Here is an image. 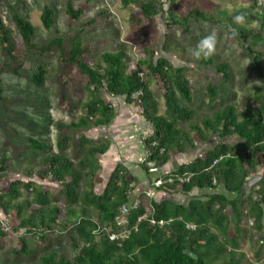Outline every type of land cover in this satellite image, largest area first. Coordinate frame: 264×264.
Wrapping results in <instances>:
<instances>
[{"label": "rangeland", "instance_id": "374dc122", "mask_svg": "<svg viewBox=\"0 0 264 264\" xmlns=\"http://www.w3.org/2000/svg\"><path fill=\"white\" fill-rule=\"evenodd\" d=\"M124 1L129 0H71L74 8L82 9V15L76 21H70L64 15L66 0H0V19L10 30L17 53L23 47L17 31L9 22L8 6H14L17 13L33 26L32 41L36 45H44L50 38L58 36L68 48L72 38L78 36L83 46L89 47V52L83 55L89 66L95 65L100 53L121 50L125 53L128 70L149 55L153 61L161 57L174 67L181 68L191 98L190 103L184 105L193 111V118L188 123H177L175 127L189 135L192 146L187 145L184 153L172 151L168 162L157 168V172L148 175L140 166L146 155L143 140L152 130L141 117L137 102L128 105L124 97H112L103 89L100 97L113 107L116 115L112 126L92 129L66 127L59 130V124L68 126L71 122H77L83 114L85 78L54 53L39 56L29 52L16 70V65L0 52V161L5 160V170L0 172V194H6L12 182H30L41 193L46 192L48 205L53 204L58 210L56 223L50 231L21 227V220L38 206L32 192L19 187V197L14 203L22 207L20 214L17 215L14 210L6 216L0 214L8 227L5 231L0 229L4 233L0 239V264H42L41 257L51 252L71 258L87 244L75 231L79 217L68 216V205L60 194V185L55 186L53 180L40 173L46 169L42 163L45 154L58 153L56 142L60 137L67 139V146L59 154L70 159L80 172L84 170L77 165L83 151L77 147L78 139L111 138L113 151L95 157L100 170L94 180L93 193L99 195L115 164L123 163L130 175L137 179L136 185L128 193L129 204L136 202L149 214L151 201H168L172 209L177 205L187 206L197 198L205 200L202 196L204 191L193 189L188 194L178 188L158 191L152 184L175 174L180 165L204 156L218 144L240 141L230 133L205 131L201 124L204 118H210L214 112L231 105L237 119L241 120L260 104L264 105V79L251 70L242 45L244 38L251 49L262 54L260 65L264 74V33L256 30L253 21L237 23L234 20L236 11L251 7L253 0H174L171 4L169 0H158V9L152 20L145 19L137 5ZM256 2L262 4L264 0ZM43 6L53 10L54 23L50 32L42 28L39 20ZM190 11L202 13L206 20L192 15L185 23H172L174 20L179 22ZM233 28L236 29L235 33ZM209 33H214L217 38L215 51L211 55L214 65L224 63L228 67L230 77L226 82L216 74L214 65L203 66L192 57L191 50ZM37 67L46 70L41 87L31 83ZM142 77L154 101L155 114L165 116L164 90L160 83L147 73ZM208 85L215 89L216 97L213 100L207 95ZM191 127H197L198 131L191 130ZM29 139L43 143L46 150L41 152L31 149ZM263 174L264 162L258 158L256 174L247 178L240 194L251 196L257 201L258 197L251 187L257 177ZM85 191L87 188L80 180L77 193L81 196ZM154 191L158 195L152 198L149 193ZM215 191L222 190L217 187ZM262 211L260 228H257L253 217L255 211L252 214L243 213L236 219L231 215L230 208H227L220 220L213 224L207 220L209 231L214 233L217 244L223 243L227 251L235 247L236 251L230 258L215 247L206 248V263L264 264L263 206ZM92 221L96 226L101 224L94 217ZM92 240L97 248L101 247L97 237ZM22 245L25 251H21Z\"/></svg>", "mask_w": 264, "mask_h": 264}, {"label": "trees", "instance_id": "16d2710c", "mask_svg": "<svg viewBox=\"0 0 264 264\" xmlns=\"http://www.w3.org/2000/svg\"><path fill=\"white\" fill-rule=\"evenodd\" d=\"M173 1L169 0L170 4ZM124 2L137 5L147 20H152L158 9V0ZM8 9L9 22L17 31L23 48L19 53L15 51L10 30L0 19V52L16 65V70L21 67L23 57L29 52L39 56L54 53L85 78L83 114L77 122H71L68 126L59 124V130L66 127L75 129L107 127L113 120L115 111L110 104L101 99L100 94L104 89L112 97H124V102L128 105L137 102L141 117L151 127V134L143 140L147 157L140 166L146 174L150 173L146 162H153L155 167L160 168L168 162L172 151L184 153L187 145L192 146L189 135L175 127L177 123H188L193 118V111L184 105L190 103L191 98L181 68L174 67L165 58L160 57L153 61L149 55L147 59L137 61L135 66L128 70L125 53L121 50L113 53L102 52L98 55L95 65L89 66L83 59V55L89 52V47L83 46L78 36L72 38L68 48H65L63 40L58 36L50 38L44 45H36L32 41L33 26L17 13L14 6H8ZM237 14H243L246 22H255L256 30L264 33V3L258 5L256 0H253L251 7L239 9L235 15ZM64 15L70 21H76L82 15V9L74 8L71 0H66ZM192 15L206 20L202 13L190 11L179 22L174 20L172 23H185ZM39 20L42 28L50 32L54 23L53 10L43 6ZM242 45L251 70L264 79L260 65L262 54L251 49L244 38ZM192 57L203 66L214 65L212 56ZM214 70L223 81L229 80L226 64L217 63ZM146 73L155 78L164 90L165 116L155 114L154 101L142 77ZM45 75L46 70L37 67L31 77L32 85L41 87ZM206 92L210 100L216 97L215 89L211 85L207 86ZM201 124L205 131L230 133L240 141L233 144H218L204 156L195 158L189 164L180 165L176 173L170 176L189 174L188 181L182 184L177 182L163 184L158 191L178 188L188 194L196 189L205 192L202 195L205 200L197 198L187 206L177 205L172 209L168 201H151L149 214L143 206L138 205L136 209H131L128 215L129 226L139 220L135 229L125 238L115 241H109L104 234L94 235L96 224L92 218H96L101 223L99 225L104 226L109 232L113 231V219L117 210L121 205L129 204L128 193L136 185L137 179L130 175L123 164L117 163L109 174L102 192L95 195L93 185L100 170L95 157L102 156L108 150L109 139L106 137L78 139L77 147L83 151L77 165L84 170L80 172L70 159L59 154L67 146V139L60 137L56 142L58 153L45 154L42 163L46 169L40 173L53 180L55 186L60 185V194L68 205V216L79 217L75 223V231L87 244L71 258L51 252L41 257L42 264H207L206 250L213 247L232 258L236 251L235 247L227 251L223 243L217 244L214 233L209 231L208 222L213 224L220 220L225 210L230 208L231 215L236 219L243 213L252 214L255 211L253 217L257 228H260L262 206L264 207V174L257 177L251 187L258 197L257 201L251 196L241 195L240 192L246 185L247 178L256 174L257 159L261 158L264 162V105L260 104L248 117L241 120L237 119L234 107L226 105L222 110L214 112L210 118H204ZM191 130L198 131L197 127H191ZM28 143L33 150L41 152L46 150V146L41 142L29 139ZM4 165L5 160L2 159L0 172L5 170ZM80 180L87 188L81 196L77 193ZM19 187L32 192L38 206L21 220V227L50 231L56 223L58 210L53 204L48 205L47 193L38 191L33 183L21 181L10 183L7 193L0 194V214L6 216L11 210L16 211L17 215L20 214L22 207L14 203L19 197ZM217 187L222 191H215ZM150 219L156 223L162 221L164 224L150 225L148 222ZM186 224L194 228L186 229ZM3 237L4 233L0 231V239ZM94 237L98 238L100 248L93 242ZM230 242L234 245L233 240ZM23 249L24 245L21 251H25Z\"/></svg>", "mask_w": 264, "mask_h": 264}, {"label": "built area", "instance_id": "2783aa9c", "mask_svg": "<svg viewBox=\"0 0 264 264\" xmlns=\"http://www.w3.org/2000/svg\"><path fill=\"white\" fill-rule=\"evenodd\" d=\"M257 4L260 5V2H258ZM146 155H145V157H146ZM144 161H145V159H144ZM146 165L149 168L150 173L157 172L158 169H157V167L154 166L153 162H146ZM188 178H189V174L174 175V176L168 175L167 177H165V179L163 181H161V179H158V180L154 181L152 185L154 188H159L163 184H170L173 182H177L179 184H182L184 182H187ZM137 206H138V204L136 202L133 204L121 205L118 208L117 214L115 215V217L113 219L114 230L109 232L104 226L97 225L93 231V234H95V235L104 234L109 241H115V240L125 238L131 230L135 229L136 224L139 221L138 220L137 223H135L132 226H129V221H128L129 212L131 209H136ZM148 222L150 225L156 224L158 226H161L164 224V222H162V221H159L156 223L152 219H150ZM7 228H8L7 223L3 222V220H1V218H0V229L5 231ZM185 228L186 229H193L194 227L192 225L186 224Z\"/></svg>", "mask_w": 264, "mask_h": 264}, {"label": "clouds", "instance_id": "9594fccd", "mask_svg": "<svg viewBox=\"0 0 264 264\" xmlns=\"http://www.w3.org/2000/svg\"><path fill=\"white\" fill-rule=\"evenodd\" d=\"M244 19H245V16L243 14H237L234 16V20L237 23L243 22ZM232 31L235 33L236 29L233 28ZM216 39L217 38L214 33H209L203 36L197 42L196 46L191 50V54L197 58L211 56L213 52L215 51Z\"/></svg>", "mask_w": 264, "mask_h": 264}, {"label": "crops", "instance_id": "0c3cea01", "mask_svg": "<svg viewBox=\"0 0 264 264\" xmlns=\"http://www.w3.org/2000/svg\"><path fill=\"white\" fill-rule=\"evenodd\" d=\"M115 118H116V115L114 116V118H113V120L111 121V123L107 126V127H109V126H112V124H113V122H114V120H115ZM109 148H108V150L102 155V156H104L106 153H108V151H113V148H114V144H113V140L111 139V138H109ZM123 164V163H122ZM116 165V164H115ZM125 166V165H124ZM126 167V166H125ZM126 169H127V167H126ZM128 170V169H127ZM129 171V170H128ZM149 191V190H148ZM151 196H152V198H155V196H157L158 195V192H156V191H154V192H150L149 193Z\"/></svg>", "mask_w": 264, "mask_h": 264}]
</instances>
